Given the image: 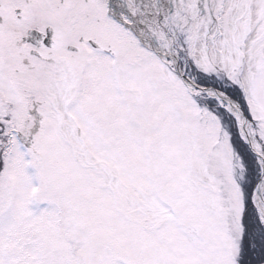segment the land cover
I'll return each instance as SVG.
<instances>
[{
    "label": "snow or ice",
    "instance_id": "obj_1",
    "mask_svg": "<svg viewBox=\"0 0 264 264\" xmlns=\"http://www.w3.org/2000/svg\"><path fill=\"white\" fill-rule=\"evenodd\" d=\"M0 264H264V0H0Z\"/></svg>",
    "mask_w": 264,
    "mask_h": 264
}]
</instances>
